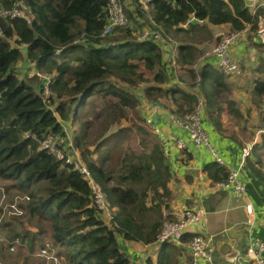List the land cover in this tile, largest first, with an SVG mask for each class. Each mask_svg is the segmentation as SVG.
I'll return each instance as SVG.
<instances>
[{
	"label": "trees",
	"instance_id": "trees-1",
	"mask_svg": "<svg viewBox=\"0 0 264 264\" xmlns=\"http://www.w3.org/2000/svg\"><path fill=\"white\" fill-rule=\"evenodd\" d=\"M20 1L0 0V11L13 7L23 10L25 6L29 18L0 16V180H11L9 184L0 182V186L13 195L11 200L17 198L21 210L1 221L5 240L0 241V264L7 263L5 253H11L13 244L28 248L21 263L29 264L36 246L48 243L57 246L58 255L68 264H131L120 236L152 243L164 222L173 220L164 211L171 196L170 158L160 138L150 130L134 86L146 82L142 88L146 95L162 101L171 98L177 106L174 111L181 114L193 106L195 96L171 82L162 46L150 38L138 39L129 22L111 34H103L109 21V0H23L24 5ZM134 2V11L124 6L128 21L147 17L152 27L175 35L180 42V75L192 81L197 73L189 64L196 61L198 51L181 36V32L190 31L185 22L194 16L213 24L230 23L234 30L248 25L257 29L264 10L262 7L253 14L246 0H152L148 16L144 5ZM191 25L199 31L208 30L206 25ZM119 30L125 35L123 39L117 35ZM23 57L35 63L36 70L51 74L49 96L42 94L44 84L39 90L35 82L18 75L15 66ZM211 66L205 64L199 71L209 104L211 94H215L206 82V69ZM219 76L216 85L225 83ZM255 90L264 92V78L256 80ZM175 92H181L180 96ZM93 95L104 97L94 117L106 121L95 149L87 141L93 120L81 118V109ZM135 108L144 121V125L138 123V130L145 136L139 146L118 150L132 129L117 124ZM64 123L78 125L73 141L108 203L111 215L106 220L85 173L73 161L42 146L41 141L52 136L60 148H65ZM252 148L255 151L257 144ZM230 171L217 162L205 166L214 182L226 180ZM14 209L10 205V211ZM25 219L35 229L26 228Z\"/></svg>",
	"mask_w": 264,
	"mask_h": 264
},
{
	"label": "crops",
	"instance_id": "crops-1",
	"mask_svg": "<svg viewBox=\"0 0 264 264\" xmlns=\"http://www.w3.org/2000/svg\"><path fill=\"white\" fill-rule=\"evenodd\" d=\"M261 13H264V10ZM189 22L183 24L190 30L187 35L192 34L195 29L192 23L196 27L206 25L208 34L215 36H220L224 28L234 30L230 23L213 24L207 20L201 22L196 19H192L191 24ZM259 24L257 29H252L251 25L242 29L241 37L231 46L232 54L239 59L242 67L246 65L249 70L254 69L255 78L251 91L247 90L250 86H246L244 82L234 83L239 77L245 75L244 67V72L240 76H225L217 68L215 58L212 56L201 57L199 61L200 70L205 64L212 65L205 68L206 82L215 92L210 96V104L202 84L200 90L206 102L203 109V126L209 134L215 152L205 143L194 144L190 139L189 131L174 123L170 114L175 112L177 106L171 98H165L162 101L160 98L146 95L142 88H140L141 91H137L141 94L140 106L147 124L162 141L173 171L169 182L171 190L169 207L164 211L170 218L175 219L178 211L183 208L203 207L206 211V220L202 231L209 239L210 251L215 261L220 263L239 264L242 261L244 264H251L246 252L249 240L264 239V92L258 93L255 90L256 80L264 78L263 14ZM255 31L256 34H253ZM250 33L255 43L253 46L250 44ZM195 36L198 39H184L187 43L196 46L199 56L200 49H203L201 44L205 43L203 40L206 38L199 39L198 34ZM175 42L179 46V40L176 39ZM163 53L171 82L177 83L186 90L182 83L189 85L193 81L181 77L182 70L179 68L178 59L177 66L172 65L169 59V47H163ZM198 56L195 60L199 58ZM189 67H192V63ZM220 74L225 83L216 85L215 82L220 78ZM164 86L168 87V84L165 83ZM180 94L181 92H175L174 95L180 96ZM179 139L186 142V150L178 146ZM248 143L257 144V149L253 151L252 148V155L242 163L243 148ZM216 154L222 158L221 161L216 159ZM210 162H217L229 170H239L238 177L245 184L246 192L238 195L233 188L225 189L218 186V181L214 182L205 172V166ZM248 202L254 205V211L251 214L246 209ZM189 238L183 239L182 244L174 245L165 242L159 245L126 240L120 236V243L130 256L131 262L143 260L149 264H189Z\"/></svg>",
	"mask_w": 264,
	"mask_h": 264
},
{
	"label": "built area",
	"instance_id": "built-area-1",
	"mask_svg": "<svg viewBox=\"0 0 264 264\" xmlns=\"http://www.w3.org/2000/svg\"><path fill=\"white\" fill-rule=\"evenodd\" d=\"M145 7L150 5L152 0H138ZM20 5H24L23 0L20 1ZM248 7L250 8L253 14H257L260 7H264V1H248L246 0ZM107 10L109 15V21L104 27L103 34H111L117 26L126 25L128 23V16L124 8V4L121 0H109L107 4ZM8 14L12 15H23L28 18L27 14L22 12V9L19 7H13L12 9H3L0 11V16H6ZM29 19V18H28ZM192 19L198 21H205V19H200L192 16L187 22ZM154 22V21H152ZM186 23V22H185ZM241 37V30H233L229 33H226L221 37L217 45L210 51H207L201 57L212 56L215 58V63L217 68L225 76H240L243 74L244 70L239 61V59L234 56L231 52V46ZM150 38L157 41L162 48L169 47L170 50V62L172 65L177 66V43L173 37L164 31L162 27H144L142 33L138 36V39ZM200 61V60H199ZM199 61H195L192 64V68L197 73V79H195L193 84L182 83L188 92L193 94L196 99L192 107H188V110L185 113L173 112L170 114L171 119L177 125L186 128L189 131L191 141L196 145L207 144L214 151V147L210 142L209 134L203 126V109L205 106V97L200 90L201 85V76L199 75L200 64ZM51 76L44 75V86L48 90V84L50 82ZM29 135V133H27ZM43 147L50 148L55 152L60 158H67L68 161H73L75 167L89 178L90 182L93 185L95 192V199L97 205L105 212L111 215V211L108 207V203L104 197L101 189L95 184L92 179L91 173L87 168L86 164L82 161L80 154L76 150L78 156L75 157L74 153L70 149H74L73 142H65V150L58 146L57 141L54 140V137L48 136L41 141ZM178 146L181 149L186 150L187 144L182 139L178 140ZM252 143H248L247 146L243 148V162L247 159L248 156L252 155ZM215 152V151H214ZM216 159L221 161L222 158L216 154ZM239 170H231L230 175L226 180L218 181L217 185L223 188H233L236 194H244L246 192L245 184L238 177ZM5 188L0 186V197L5 193ZM6 194V193H5ZM12 206L15 210H18L21 213V210L18 206L13 203ZM246 209L248 213H253L254 205L252 202L246 203ZM206 220V211L203 207H186L178 211L177 217L173 220H166L164 225L158 235V238L152 242L155 244L162 245L165 242H173L175 244H182V236L186 233H190V238L188 240L189 252H190V264H230V262H216L213 254L210 251L209 239L203 233L202 227L204 221ZM0 218V222H1ZM49 244L43 246L42 249L47 251L49 249ZM11 250L16 248V245L13 244ZM264 239L261 238H251L246 248L247 255L249 256V262L251 264H264ZM239 263V260H238ZM131 264H149L143 260H134ZM158 264V263H153ZM239 264H244L242 261Z\"/></svg>",
	"mask_w": 264,
	"mask_h": 264
},
{
	"label": "rangeland",
	"instance_id": "rangeland-1",
	"mask_svg": "<svg viewBox=\"0 0 264 264\" xmlns=\"http://www.w3.org/2000/svg\"><path fill=\"white\" fill-rule=\"evenodd\" d=\"M122 2L124 3V6L129 11H134V9H135L134 0H122ZM144 7H145V5H144ZM145 8L148 11L147 15L149 16L151 6L147 5ZM127 9H125V10H127ZM22 12L25 14L27 13L25 6H23ZM127 16H128V14H127ZM263 16H264V13H263ZM128 22H129L130 26H132L133 34L137 37L142 33V30L144 29V27L152 26L147 17H140L139 20H137V19L136 20H130L129 19ZM141 24H144L143 28L141 27ZM123 29L124 28H122L121 30H123ZM121 30H119V32H117V35L120 36V39H123L125 37V35H123ZM194 31L190 35H187L186 32H181V36L185 39H191L192 38L193 40H195V39H198L195 36L196 34H198L199 39H201V38L207 39V40L204 39L203 42L205 41V43L201 44L203 49H200L201 52L198 56L199 58L196 60V61H199L203 54H205L207 51L212 50L217 45V43L219 42V40L221 39V37L223 35L231 32L233 30L224 28L222 30V32H221L222 34L220 36L219 35L215 36L213 34L210 35V34H208V31H206V30H200L199 31L196 29ZM253 34H256V31ZM170 35L173 37V39L176 40L175 35H173V34H170ZM251 36H252V34L250 33L249 34V39L251 40L250 44H252V46H253V45H255V43H254V39ZM11 41L14 45L17 44L14 41V39H11ZM199 43H201V42H199ZM243 67L245 69V75H242L241 77H239L238 80H236V82H234V83H240V82L243 83L244 82L246 86H250L247 88V90L251 91L252 86H253V80L255 78V73L253 72L254 69L250 68V70H249V68L246 65ZM15 68H16V71L18 72V75L20 76V78H24L27 81H30L33 83L35 82L34 84L37 85L39 90L41 89V86L44 84V81H45L44 75H47V76L50 75L51 76V74L49 72L36 70L35 63H33V62L31 63L26 57L19 59V61L16 63ZM191 79H193V78H191ZM146 84H147L146 82H142L139 85L134 86L135 90L141 91L140 88H143ZM126 86L128 87L129 85H126ZM42 94H46L49 96L50 95L49 89L48 90L45 89V91L42 92ZM140 96H141V94H140ZM103 104H104V97L102 95H99V96L93 95L91 97V102H89V104L85 105L81 109V114H82L81 118H83L85 120V116H86L88 120H93V125L88 130L89 135L87 138L88 144L92 149H95V147L102 140L101 132L104 128L106 121H103L102 118H98V117L95 118L94 113H95V111L102 108ZM141 108H142V106H141ZM143 110H144V108H143ZM138 114H139V111L137 108L130 109L129 110V116L127 115V119H122L120 121V123L117 124V126H130L132 129V131H129L127 133V136H126L124 142L123 141L121 142V144L118 147V150H120V148H122V147H123V150H126L128 147L134 148V147L139 146L141 137L145 136V133L142 130H138V126H137L138 123H140L141 125H144V121L142 119L138 118V116H137ZM64 125L66 126V130H67V138L64 140H65V142H67V141L73 142V144H74L73 148L74 149L71 148L70 151L74 153L75 157H77L78 154H77L76 150L78 151L79 154H80V150L76 147V145L73 141V134H74L73 132L75 131L74 130L75 127L78 125L75 126V125H71L70 123L67 125H66V123H64ZM98 154H99V152H98ZM116 154H118V153H116ZM114 159H115V157H113V160ZM0 182L5 183V184H9L11 182V180H0ZM5 193H3L2 197H0V207H2V212H0V218L2 221L4 220V218L9 213H12L13 211H15V209L10 211V205L12 206L13 203H15L16 205L18 204L16 197H15V200L13 201V199L11 200V197L13 195H10L11 196L10 197L6 190H5ZM103 213L106 214V215L104 214V216H103L105 220L110 217L109 213H107L105 211ZM25 220L26 221H25L24 225L26 228L35 229L34 225L33 226H32V224L30 225L29 222L27 221V219H25ZM4 236H5V230L2 229L1 222H0V241L5 240ZM41 245L42 244H39L38 246H36L33 254L30 255V258L28 259L29 264H38V262L41 260L44 261V264H68V261L64 258L63 255H58L57 246L55 247L54 245H52V243H50L49 249L47 251H44V249H42L43 247ZM28 252H29V250L27 247H26V249H23V247H19L16 245V248L14 250H12L11 253L9 251H7L5 253V256H6L5 260L7 261L6 264H20L27 257ZM172 262H173V260H172Z\"/></svg>",
	"mask_w": 264,
	"mask_h": 264
}]
</instances>
